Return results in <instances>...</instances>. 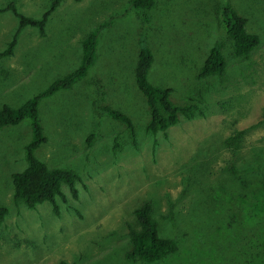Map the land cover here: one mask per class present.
I'll list each match as a JSON object with an SVG mask.
<instances>
[{"label":"rangeland","instance_id":"obj_1","mask_svg":"<svg viewBox=\"0 0 264 264\" xmlns=\"http://www.w3.org/2000/svg\"><path fill=\"white\" fill-rule=\"evenodd\" d=\"M226 1L259 38L247 58L232 55L220 27L216 9ZM9 3L38 19L50 0H0V51L16 33L12 54L0 59V107H16L76 69L81 40L106 26L86 74L38 103L45 141L35 156L77 177L76 197L63 186L57 214L47 202L14 204L10 175L26 165L30 123L0 128V264H264V0H154L151 9L131 0H60L43 35L18 29ZM141 40L153 56L147 80L170 88L173 103L191 99L199 108L154 134L144 130L148 110L133 76ZM215 42L224 73L200 77ZM104 106L131 119L133 137ZM235 131L239 141L227 144ZM143 201L158 235L176 243L159 262L126 257Z\"/></svg>","mask_w":264,"mask_h":264},{"label":"trees","instance_id":"obj_2","mask_svg":"<svg viewBox=\"0 0 264 264\" xmlns=\"http://www.w3.org/2000/svg\"><path fill=\"white\" fill-rule=\"evenodd\" d=\"M59 3L60 0H50L48 9L38 19L20 14L12 3L7 4L6 9L17 19L18 29L24 26H31L36 28L40 35H43L47 17ZM131 4L134 8L151 9L154 5V0H131ZM216 10L220 27L231 40L232 55L238 58H247L249 53L259 44L258 36L245 30L244 19L237 14L228 1L221 4ZM103 26H106V24L99 25L81 40V59L76 69L55 79L46 89L16 107L8 105L0 107V128L16 125L24 118L29 119L30 123L31 137L24 146L26 165L21 171L10 175L11 197L16 205L22 204L27 208H33L38 204L47 202L51 204L53 213L57 214L56 198L62 201L65 200L62 192L63 186L68 189L72 197H76V174L70 169L48 167L46 163L34 154L35 150L45 141V136L38 120L37 107L42 98L48 97L59 90L69 89L86 74L87 70L95 62L96 34L97 30ZM15 43L16 33L11 36L6 47L0 51V59L12 54ZM152 60L153 56L149 48L144 44V41H139L133 76L135 85L143 95L147 106L148 121L144 130L150 134L163 131L177 123L180 116L184 119H191L199 110L191 99L188 100V103L186 102L182 105L173 103L170 98V88L153 85L147 80V72ZM225 65L226 62L221 52L220 44L215 42L208 49L201 65L199 76L220 77L224 73ZM102 111L111 119L123 123L128 129L130 136H134L133 123L126 114L110 106H104ZM240 137L241 131H235L225 142L234 144L239 141ZM232 172L236 174L233 169ZM5 212V207L0 206V220L4 218ZM133 214L134 225L128 227L127 230L130 243V251L126 253L128 259L137 258L147 263H153L159 262L166 256L176 252L177 247L174 239L163 238L158 235L157 222L151 216V205L148 201L140 203L134 209ZM58 264L68 263L60 261Z\"/></svg>","mask_w":264,"mask_h":264}]
</instances>
